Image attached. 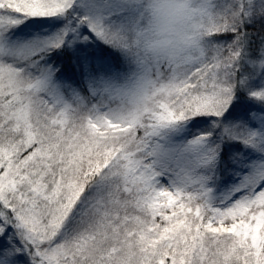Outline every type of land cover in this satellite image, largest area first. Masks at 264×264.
<instances>
[{"label":"snow or ice","instance_id":"1","mask_svg":"<svg viewBox=\"0 0 264 264\" xmlns=\"http://www.w3.org/2000/svg\"><path fill=\"white\" fill-rule=\"evenodd\" d=\"M0 264H264V0H0Z\"/></svg>","mask_w":264,"mask_h":264},{"label":"trees","instance_id":"2","mask_svg":"<svg viewBox=\"0 0 264 264\" xmlns=\"http://www.w3.org/2000/svg\"><path fill=\"white\" fill-rule=\"evenodd\" d=\"M258 29H259V26H257L256 29H250V31H256V30H258Z\"/></svg>","mask_w":264,"mask_h":264},{"label":"rangeland","instance_id":"3","mask_svg":"<svg viewBox=\"0 0 264 264\" xmlns=\"http://www.w3.org/2000/svg\"><path fill=\"white\" fill-rule=\"evenodd\" d=\"M257 26H259V25H257Z\"/></svg>","mask_w":264,"mask_h":264}]
</instances>
